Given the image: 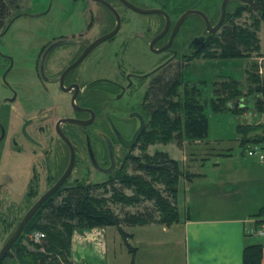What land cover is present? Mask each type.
Returning a JSON list of instances; mask_svg holds the SVG:
<instances>
[{
	"label": "flooded vegetation",
	"instance_id": "obj_1",
	"mask_svg": "<svg viewBox=\"0 0 264 264\" xmlns=\"http://www.w3.org/2000/svg\"><path fill=\"white\" fill-rule=\"evenodd\" d=\"M90 1L99 10H104V13L98 9L96 12L103 26L100 33L94 36H86L82 30L77 34L63 33L61 30L66 29L61 27L59 32L42 41L36 49H24L21 65L20 61H14L12 56L0 51V59L6 63L0 74L4 80L3 86L9 93L0 98V146L2 144L9 154H29L32 171L19 201L13 202L9 196L0 193V215L3 212L17 214L25 209L29 185V192L34 195L38 184L36 179L33 182L32 174L37 178V174L42 173L45 180H54L46 189L62 174L68 163L69 147L59 133L72 146L74 154L71 170L59 188L81 182L105 183L119 170L123 157L131 156V150L136 148L138 137L154 106L156 83L160 79L170 81L173 74L181 71L179 68L182 64L193 60L198 55V49L208 43L207 36L216 32L207 33L203 24V31L198 34V15L191 13L179 24L169 46L156 52L167 43L176 19L185 10H198V7L184 9L176 15L164 6L160 7L168 16L169 23L165 33L151 44L165 23L162 14L137 13L119 0H104L116 11L118 29L82 55L94 39L109 32L115 25V16L109 9ZM127 1L140 8H149ZM116 5L124 11L118 10ZM131 14L140 17L134 18ZM218 15L219 7L215 21L206 15L210 25L217 21ZM198 37H203L199 46ZM154 55L162 59L156 60ZM171 67L176 69L172 74ZM8 74L11 75V82L6 81V77H10ZM27 81H33L35 87L32 88ZM14 82L25 85V99L17 104L25 116L22 115L16 129L9 115L5 116L4 113V107L16 100ZM138 129L136 139L126 146ZM78 169L82 171L81 176L66 183ZM90 170L105 175V179L84 181L83 176Z\"/></svg>",
	"mask_w": 264,
	"mask_h": 264
},
{
	"label": "trees",
	"instance_id": "obj_2",
	"mask_svg": "<svg viewBox=\"0 0 264 264\" xmlns=\"http://www.w3.org/2000/svg\"><path fill=\"white\" fill-rule=\"evenodd\" d=\"M234 1L238 5L231 11H226L230 16L224 18L219 36L214 37L213 34L207 36L209 41L198 49V59H244L248 58L251 52L258 51L256 32L259 22L264 20V0H252L249 3ZM6 9L5 0H0V33L4 32L15 17L21 15L17 13L3 24L2 18L7 12ZM180 9L183 10V8ZM201 11L206 14L204 10L201 9ZM243 11L248 13L250 19V22L244 26L235 23V19L239 18ZM198 20L203 25L199 16ZM244 72L245 80L250 86L248 92L252 91L254 95L260 94L262 86L256 63H250ZM159 82L161 83L158 84ZM159 82L156 83L153 109L148 114L147 123L137 140L138 154L124 156L119 170L105 183L81 182L57 189L24 224L20 234L0 259V264H76L70 258V237L75 229L113 227L125 241L132 235L127 234L122 225L131 227L155 222L162 226H169L178 222V211L175 205L176 184L182 172L177 161L168 157L165 152L155 151L149 155L146 147L154 143H168L173 139H176L178 143L183 138L203 139L207 132V119L203 113V104L196 99L200 95L199 88L197 90L190 87L178 91L182 82L181 71L173 74L170 81L164 82L160 79ZM203 83L204 81H201V84ZM218 85L225 95L222 92L216 94L217 101H210V109L221 112L225 108L233 114L242 113L245 106L236 108L226 106L229 102L235 101L227 100V96L235 99L240 95L239 83L228 79L220 81ZM252 109L256 112L263 110L262 102L258 98L253 102ZM242 129L241 125L236 126L238 134H241ZM245 135V133L242 134L239 140L240 145L259 139V137L251 139L248 136L245 138ZM129 162L132 169L138 170L139 173H127L126 167ZM192 176L191 173L184 174L185 180H189ZM30 188L29 185V191ZM97 189H101L104 193L108 192V196L94 194L93 191ZM123 189L129 190L130 193H124ZM29 191L26 193L25 209L31 205L29 199L34 196ZM144 201L151 203L150 210L123 213L121 217L108 205L113 203L135 206ZM20 215L13 220L14 223H7L5 229L0 228L1 237L2 233L6 234V239L16 226ZM253 217L259 218L255 223L256 226L264 223V204ZM33 231L43 234L38 242L28 238V234ZM125 245L129 252L134 249L126 242ZM261 256V243H247L242 248L241 264H260Z\"/></svg>",
	"mask_w": 264,
	"mask_h": 264
},
{
	"label": "rangeland",
	"instance_id": "obj_3",
	"mask_svg": "<svg viewBox=\"0 0 264 264\" xmlns=\"http://www.w3.org/2000/svg\"><path fill=\"white\" fill-rule=\"evenodd\" d=\"M137 5L145 7H165L167 11L173 12V15L177 14L180 8L186 9L192 7H198L206 12V15L210 17L213 21L216 20L217 11L221 0H131ZM237 1V0H236ZM7 12L2 18V23L5 24L11 17L17 13H21L20 16L15 17L7 26V28L0 33V51L9 54L15 59L20 61L22 64V53L24 49H36L42 41H45L59 32V28L66 30H61L63 33L77 34L82 30L86 36H94L102 31V24L98 19L96 14L97 9L96 4L90 0H5ZM238 5L234 0H229L225 6V17H229L226 11H231L234 6ZM118 6V5H116ZM119 7V6H118ZM120 11H124L121 6L118 8ZM101 13L104 10L100 8ZM128 12H131L127 10ZM181 11V9H180ZM134 18L140 17V15H132ZM150 15H141V17H148ZM250 22L248 13L243 11L239 18L235 19L236 24L247 25ZM63 24H66L63 26ZM223 26L218 28L213 34L214 37L219 36ZM258 30V29H257ZM203 25L198 20V34L202 33ZM81 32V33H83ZM83 33V35H85ZM185 34V32H183ZM257 34V32H256ZM256 51L250 53L248 58L244 59H229V60H203L198 59V55L193 57L194 59L187 64H182L181 68V84L178 87V91H183L184 88L194 87L198 90L200 89V95L196 99L199 103L203 104V113L207 119V132L203 139H187L183 138L180 143L176 139L168 143H154L146 147L147 154L151 155L155 151L165 152L168 157L177 161L178 167L182 172L179 176L176 184V197L175 205L178 211V221L184 219L186 215L195 217L198 215V173L207 174L209 177L211 174L212 163L220 160V153L224 151H231L234 160L238 159L239 156V144L238 140L241 139L242 134L251 135L253 132L258 130L251 123L254 121V117L248 111L244 114H233L228 109L223 108L221 112H214L210 109V101L216 100V94H220L222 91L219 88L218 83L223 80H236L239 83L240 95L234 99V97H228L227 100L234 101L236 99H241V102L246 107L245 110H249L253 106L256 95L251 91L248 92L249 84L245 80V72L250 63L255 61ZM21 59L18 60V58ZM156 60H161L162 57L154 55ZM26 61V59H25ZM6 63L0 59V72L5 67ZM175 68L171 67V74L175 71ZM10 77H6V81L10 80ZM201 81H204L201 84ZM4 80L1 78L0 74V98L4 95L9 94L8 91L3 86ZM15 83V82H14ZM35 87L33 81H27ZM14 89L17 92L16 100L4 108L6 110L5 116L11 118V123L13 128H18L21 117L24 114L23 110L17 108L19 101H23L25 97L23 92L25 91V85H19L15 83ZM25 93V92H24ZM223 95L224 92H222ZM236 97V96H235ZM61 102V100H59ZM232 102H229L227 107L230 106ZM9 108V109H8ZM236 108V106H235ZM10 111H8V110ZM253 110V109H252ZM25 116V115H23ZM4 122V121H3ZM5 123V122H4ZM242 126L241 134L236 132L237 125ZM11 125V124H10ZM246 127V129H245ZM251 127V129H248ZM245 135V138L247 136ZM249 137V136H248ZM238 138V140H237ZM20 141V138H17ZM200 141V142H198ZM241 152V151H240ZM137 148L131 150V155H137ZM245 154V153H244ZM29 154H9L6 149L0 146V193L5 194L12 199L13 202L19 201L23 194L25 193L26 187L31 179L30 164L31 159ZM233 160V159H232ZM234 163V161H231ZM127 173L137 172L138 170H133L132 165L129 162L126 167ZM34 173V172H33ZM191 173L193 176L190 181H186L184 174ZM82 174L81 169L76 170L66 181L73 180L74 178L80 177ZM38 177L34 178L32 174L33 182L37 181L36 193L33 197L29 199L32 202L41 191H44L47 186L51 184L52 179H44L42 173L37 174ZM84 181L96 182L105 179V175H102L96 171L90 170L86 172L83 176ZM116 187H119L115 184ZM123 192L129 194L130 191L123 189ZM97 195L108 196V192L104 193L101 189L93 191ZM212 204L220 205L219 197L211 196ZM209 200V199H207ZM209 202H211L209 200ZM218 203V204H217ZM27 204V203H26ZM109 207L114 213L121 215L123 213H136L138 211H147L151 209V203L149 201H144L135 206H122L119 204L109 203ZM241 210V209H240ZM23 212L20 211L19 215ZM18 213H8L3 212L0 215V228L7 227V223H14L13 220L18 217ZM227 211H222L219 207L217 210H211V212L205 213L208 216L226 214ZM7 215L8 218L6 217ZM12 216H15L13 218ZM8 219V220H7ZM153 223V222H152ZM155 223V222H154ZM12 226V225H11ZM124 231L127 234H131V238H128V246L135 247L143 242L151 241L155 237H160L166 233L162 232V227L167 229L166 226L160 224H150L145 225H134V226H124L122 225ZM174 223L171 228H168V232L173 229ZM170 229V230H169ZM5 232V231H4ZM5 235L0 233V247L4 242ZM177 235L178 232H177ZM106 242L108 243V256L111 255L112 251H115L118 255L117 261L121 264L125 262H131L130 252L127 250L125 241L120 237L115 228L106 227ZM38 242V241H37ZM127 251V252H125ZM120 253V254H119ZM127 255V256H126ZM129 255V256H128ZM72 260V259H71Z\"/></svg>",
	"mask_w": 264,
	"mask_h": 264
},
{
	"label": "crops",
	"instance_id": "obj_4",
	"mask_svg": "<svg viewBox=\"0 0 264 264\" xmlns=\"http://www.w3.org/2000/svg\"><path fill=\"white\" fill-rule=\"evenodd\" d=\"M257 38L258 51L254 62L262 92L255 98L262 102L263 110L256 112L251 107L240 114L246 111L252 114L254 121L244 124H252L258 130L246 136L259 139L240 145L237 138L240 146L238 159L234 160L231 151H224L220 153V160L212 163L209 177L198 173V215H186L174 223L170 232L168 228L173 223L166 226L167 229L162 227V232L166 234L161 238L155 237L134 249L132 247L128 259L131 262L125 264H241L242 248L251 242L261 243L260 264H264V233L261 236L248 234L250 229L264 224L256 226L259 218L253 217L264 204V20L259 22ZM239 103V107H244L241 99ZM251 144L258 145L261 158L244 154L245 147ZM211 196L219 197L220 205L212 204ZM219 207L227 213L214 216L205 214ZM105 234L106 227L73 230L70 237L72 261L76 264H121L116 260L118 254L115 251L108 256ZM128 238L131 237L125 239L126 243Z\"/></svg>",
	"mask_w": 264,
	"mask_h": 264
},
{
	"label": "water",
	"instance_id": "obj_5",
	"mask_svg": "<svg viewBox=\"0 0 264 264\" xmlns=\"http://www.w3.org/2000/svg\"><path fill=\"white\" fill-rule=\"evenodd\" d=\"M96 1L102 5H104L107 9H109L115 16V25L114 27L107 33L97 37L96 39H94L83 51L82 55L84 53H86L88 50H90L92 47H94L96 44H98L99 42L103 41L104 39L112 36L116 30L118 29V25H119V18L116 14V11L113 9V7L106 1L104 0H93ZM124 6H126L128 9L137 12V13H142V14H150V13H158V14H162L164 16L165 19V23L163 25V28L161 29V31L154 37V39L151 41V44L153 43L154 40L158 39L159 37H161L168 26V16L166 15V13L160 9V8H156V7H150V8H140L137 7L133 4H131L130 2H128L127 0H119ZM228 0H221L220 5H219V15H218V19L217 21L213 24L210 25L207 16L201 11V10H197V9H187L185 10L175 21L168 41L167 43L162 46L161 48H159L158 50H155L156 52H160L164 49H166L169 44L170 41L177 29V27L179 26V24L182 22V20L189 14L193 13V14H197L203 24H204V30L207 33H213L215 32L218 27L220 26V24L223 21L224 18V13H225V6ZM242 3H249L252 0H238ZM203 41V37H198V46L202 43ZM151 47V45H150ZM233 107H239L241 106L239 103V99L235 100L234 102L231 103ZM67 120H71L74 121L73 119H67ZM140 129H138L134 135L132 136V138L126 142V146H130L133 141L136 139L137 134L139 132ZM60 137L63 139V141H65V143L67 144V146L69 147V159H68V163L66 165V168L64 169V171L62 172V174L58 177V179L49 187L47 188L44 192H42L39 197L29 206V208L24 212V214L22 215L21 219L19 220V222L16 224V226L14 227V229L12 230V232L9 234V236L4 240V242L2 243L1 247H0V259L3 257V255L5 254V252L8 250L9 246L14 242V240L17 238V236L20 234L24 224L28 221V219L33 215V213L38 209V207L51 195L53 194L58 188L59 186L64 182V180L66 179L67 175L69 174L71 167H72V163H73V158H74V154H73V149L72 146L69 144V142L67 141V139L61 134L59 133ZM88 145V144H87ZM88 147V146H87Z\"/></svg>",
	"mask_w": 264,
	"mask_h": 264
},
{
	"label": "built area",
	"instance_id": "obj_6",
	"mask_svg": "<svg viewBox=\"0 0 264 264\" xmlns=\"http://www.w3.org/2000/svg\"><path fill=\"white\" fill-rule=\"evenodd\" d=\"M244 153L247 156L257 155L258 158H261V154L259 153V148L257 144H251L246 146L244 149ZM248 232H249L248 234L252 236H261L264 233V224H261L254 229H250ZM42 236L43 234L38 231H33L28 234L29 240L34 242L39 241Z\"/></svg>",
	"mask_w": 264,
	"mask_h": 264
}]
</instances>
